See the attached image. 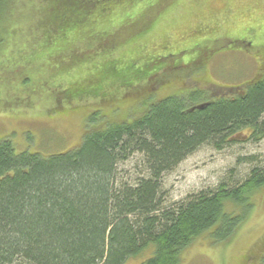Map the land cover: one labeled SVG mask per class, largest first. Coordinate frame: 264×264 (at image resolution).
<instances>
[{
	"label": "trees",
	"instance_id": "16d2710c",
	"mask_svg": "<svg viewBox=\"0 0 264 264\" xmlns=\"http://www.w3.org/2000/svg\"><path fill=\"white\" fill-rule=\"evenodd\" d=\"M15 4L0 0V66L16 65L17 79L34 85L29 69L42 61L54 112L91 97L112 104L114 92L152 75L139 63L161 59L169 32L193 50L201 35L219 30L204 21L232 12L227 0H38L39 16L25 29L11 23ZM104 42L120 46L98 54ZM234 90L158 100L138 93L148 97L143 109L117 121L95 111L88 123L100 124H87L78 145L46 156L0 138V264H126L149 247L140 264H182V253L209 229L216 242L230 240L253 206L251 192L264 188L263 165L236 186L222 183L174 203L162 181L204 144L221 149L246 130L264 137V77ZM25 103L34 107L35 97ZM136 152L144 170L128 181L119 166Z\"/></svg>",
	"mask_w": 264,
	"mask_h": 264
},
{
	"label": "rangeland",
	"instance_id": "374dc122",
	"mask_svg": "<svg viewBox=\"0 0 264 264\" xmlns=\"http://www.w3.org/2000/svg\"><path fill=\"white\" fill-rule=\"evenodd\" d=\"M15 1L11 23L14 21L18 27L27 29L39 16L36 14L38 0ZM227 1L232 12L203 24V27H212L219 23L218 31L201 35L193 50L188 48L189 39L178 41L176 34L169 32L165 41L160 40L165 44L160 56L177 65L167 66L161 59L142 61L140 70L152 75L130 90L123 86L119 94L114 92L112 104L91 97L65 103L63 111L54 112L52 108L58 102L52 98L56 92L51 91L50 82H44L50 70L42 66V61L33 63L29 69L34 85L17 79L16 65L0 66V138L9 137L18 152L27 150L45 156L65 152L81 142L87 124L93 127L100 124L88 123L95 111L111 114L110 118L117 121L126 118L120 117L123 113L127 116L133 110L143 109L148 99L145 95L151 94V100L178 95L189 98L193 91H201L206 96H232L237 91L234 88L259 75L264 77V0ZM180 14L178 11L177 16ZM166 20L171 21V12L165 15L163 23ZM161 28L158 21L154 29ZM237 40L242 44H237ZM104 43L106 46H100L98 54H107L113 45L120 46ZM7 57L11 58V54ZM162 67L166 68L159 70ZM128 91L132 94L122 99L126 93L130 94ZM138 93L145 94L138 96ZM33 96L35 105L29 108L25 101ZM16 99H22L18 101L20 104L14 103ZM250 134V130L242 131L236 135L235 142L221 149L204 144L165 174L162 182L168 203L179 202L203 190H215L222 183L236 186L255 166H264V137L255 140ZM119 170L120 176L128 181L140 176L144 170L141 154L136 152L120 163ZM250 200L253 206L248 217L230 240L216 242L211 228L182 253V264H264V188L253 190ZM228 208L231 211L232 207ZM243 211L236 210L238 214ZM152 252L153 248L149 247L126 264H140Z\"/></svg>",
	"mask_w": 264,
	"mask_h": 264
},
{
	"label": "water",
	"instance_id": "95a60500",
	"mask_svg": "<svg viewBox=\"0 0 264 264\" xmlns=\"http://www.w3.org/2000/svg\"><path fill=\"white\" fill-rule=\"evenodd\" d=\"M200 107H202V105H200Z\"/></svg>",
	"mask_w": 264,
	"mask_h": 264
},
{
	"label": "flooded vegetation",
	"instance_id": "af4514ba",
	"mask_svg": "<svg viewBox=\"0 0 264 264\" xmlns=\"http://www.w3.org/2000/svg\"><path fill=\"white\" fill-rule=\"evenodd\" d=\"M238 41V40H237Z\"/></svg>",
	"mask_w": 264,
	"mask_h": 264
}]
</instances>
